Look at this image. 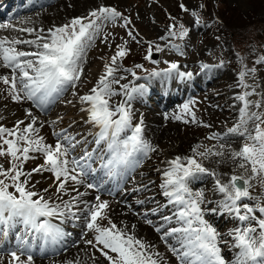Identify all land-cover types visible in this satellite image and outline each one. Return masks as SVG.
Wrapping results in <instances>:
<instances>
[{
	"label": "snow or ice",
	"instance_id": "snow-or-ice-1",
	"mask_svg": "<svg viewBox=\"0 0 264 264\" xmlns=\"http://www.w3.org/2000/svg\"><path fill=\"white\" fill-rule=\"evenodd\" d=\"M180 7L182 11L189 12L184 4ZM190 14L196 18L195 23L199 25V13L191 11ZM118 18L124 20L125 27L131 23L115 8L100 6L86 17H76L67 24L49 29L46 35L37 36L36 40L0 39V67L10 70L11 73L10 76L0 75V82L7 86L8 95L16 102L31 100L43 109L59 98L68 86L76 87L83 74L82 62L87 49L100 33L103 24L115 23ZM174 29L175 25L169 28V35L173 38L183 40L189 34L183 24L179 25L178 32ZM20 31L31 34L34 30ZM128 35L133 40L136 39L132 31H129ZM22 44L34 46L35 50H21L17 46ZM173 47L183 54L179 45ZM156 48L157 51L161 50L159 45ZM151 54L150 45L145 59H150ZM126 55V47L118 45L110 62L105 63V71L96 85L87 94L79 96V102L85 105L81 111L87 113L86 122L98 129L93 143L96 149L108 154L107 159L103 155L100 159L101 167L110 177L138 166L141 156L147 157L150 152L155 151L144 139L143 119L134 124V114L128 104L133 94L142 93L145 86L129 88L125 84L121 86L122 92L113 88V84L119 83L116 76L120 70L118 59H123ZM257 63H264V56L260 57ZM201 67L207 69L209 66ZM172 72H176L180 78L192 76L190 72H179L176 63H171L164 75H170ZM254 72V68L249 69L246 65L240 72V84L245 89L249 87L245 83V77ZM152 75L158 76L161 73ZM253 94L245 91L237 97L242 102L239 120L228 130L227 135L243 138L241 148L232 153V158L240 161L239 167L250 171L252 177H264V114L251 111L253 106L262 107L259 102L253 103L248 99ZM117 95H124L126 99L112 104V97ZM183 110L188 113L189 105L185 104ZM28 116L31 121L22 129L20 125L23 121H18L12 129L0 126V157H7L9 165L6 168L0 164V230L19 224L28 235L55 244L63 239L65 234L58 224L52 222L53 219H59L61 224L66 217L79 219L72 208L74 202L78 204V198L84 195L77 191V196L64 201L62 197L70 195L66 185L69 181L74 184L83 183L81 178L89 174L90 162L95 159L96 149H86L79 158L69 159L72 150L80 141L66 131H61L53 133L57 137L56 143L48 144L45 138L39 135L36 118L31 112ZM176 119L181 117L177 116ZM35 154L43 156V163L26 171L24 164L30 159H37ZM198 154L205 157L209 154L223 155L222 152H212L210 149ZM168 163L170 167L163 174L161 189L168 204L173 206V212L172 215L164 216L163 220L172 224L175 219L179 226L164 231L161 239L167 242V238L171 237L175 240V245L169 250L180 264H230L221 254V244L226 241L222 239L217 228L205 218L208 214L223 213L239 222L228 234L233 241L231 247L238 249L234 264H264V204L259 201L255 204L246 202L254 199L249 191V179L232 175L229 182L222 183L217 178L216 191L223 198L217 202L216 207H207L206 205L212 202L206 201L202 192H192L188 181L198 174L208 173V170L193 157H188L186 162L176 157ZM45 172L54 177L53 184L61 203H53L36 189V184L40 181L33 183V176H43ZM87 187L94 188L96 185L89 183ZM42 191L48 192L49 189L44 188ZM95 199L97 203L87 207L86 228L95 234V243L88 240V245L96 248L108 264H161L159 253L150 251L151 245L130 232L119 229L111 220L109 227L99 223L106 218L104 210L108 208V202L101 201L99 196ZM147 223L152 224V221L148 220ZM155 231L160 233L162 226L156 227ZM22 244H27V241L22 240ZM7 254L11 257L10 264H32L33 256L28 247L17 246ZM21 255H27V261H22Z\"/></svg>",
	"mask_w": 264,
	"mask_h": 264
},
{
	"label": "rangeland",
	"instance_id": "rangeland-1",
	"mask_svg": "<svg viewBox=\"0 0 264 264\" xmlns=\"http://www.w3.org/2000/svg\"><path fill=\"white\" fill-rule=\"evenodd\" d=\"M121 1L122 2H120L119 5H114L112 8H115L117 11H119L122 14V17H127L131 23L125 27L123 26L124 20L122 18H118L115 23L106 22L103 24L100 33L95 37V40L87 49L86 55L84 57L88 66V73L83 75V78L86 81L83 86L82 84L79 86L81 92L78 91V89L70 88L66 94V97L70 98L68 101H64V99H58L60 102L63 101L67 107L66 109L56 112V115L54 113L49 117L50 119H54V122H49L47 125L48 128L51 130V128L61 127L65 129L64 131H68L69 134L76 136V139L80 141L78 145H84L81 150L86 149L87 144L90 145L94 138L92 135L88 136V134L93 130V128L90 125H85L82 127L84 124V115L87 113L81 111V108L85 107V105H82L79 102V96L87 94V92L96 85V77L104 73V65L106 62H110V58L115 55L118 45H123L126 47L127 55L123 59H118L120 70L116 73V76L117 79H119V83L113 84V87L117 92L123 91L121 87L122 85H130V82L126 80L128 75L132 77L134 83L138 81L147 84L145 81L147 77L152 75V73L159 71L161 68H169L171 63H176L180 66L184 64V61L186 60L188 63L185 62V65L188 66V68L189 66H192L190 69H194L193 66L199 65V72H201L203 69L201 67L202 65H208V68L211 70H219L220 74L215 75L214 79L220 80V83L216 85H209V87H207L209 92L203 91L200 93L199 91L195 93L193 95L192 101L189 103L184 102V105H189L190 111L188 113H186L182 107L178 113H176L174 117L175 119L172 117L170 120L166 119V121H180L178 125L179 128H177V126V130H174L171 133L170 141L172 143L176 145L178 144V146L181 145L184 149H188V147L194 145L196 142L200 145L199 148H193L192 150H189L187 153H185L183 155L184 158L182 162H186L188 157H193L208 170V173H211L209 169L210 164L208 163H214L215 155L209 154L207 157H201L198 154L200 153V147L203 149V147L212 144L213 146H219L217 148H220L221 152L225 154L226 152L224 148H230L228 145L229 141H235L238 144L236 151H238L242 146L243 138L239 136L227 135L228 130L235 126L239 120L242 102L239 101L237 97L242 95L245 91L253 92L254 94L249 96L248 99L253 103L259 102L262 107L256 108L253 106L251 111L264 114V63H257V60L264 56V0ZM181 4H184L189 9V12L182 11L180 7ZM191 11H196L199 13V25L195 23L196 18L191 16ZM90 12L87 14L84 13V16H88ZM230 14L233 16L236 23L233 29L237 31H235L234 35L227 33V27L230 25V23L227 22V19L224 17L221 19L223 15L228 17ZM219 18L222 20V23ZM70 21V19H67L64 21L65 23L63 22L62 24H67ZM62 24L59 26H62ZM180 24H183L185 28L189 30L188 36L183 40L179 38H173L169 35V28L172 25H175L174 30L178 32L180 30ZM10 28L5 34H13L14 31L11 32L12 30ZM1 29L2 28L0 26V34L3 35L4 31L1 32ZM15 30L17 29L15 28ZM129 31H132L133 35L136 36L135 40L129 37ZM150 45L152 48L151 58L145 59L149 53ZM157 45H159L161 50L157 51ZM173 45H179L183 54L178 52L173 47ZM102 47L105 48L103 50L104 52L100 50ZM137 65H141L142 67H137ZM245 65L249 69H255L254 73H249L245 77V83L249 85L247 89L242 87L240 84V72L243 70ZM132 73H135V75L133 76ZM122 76L125 77L120 79ZM210 84H212V82ZM229 91L232 92L231 96L226 93ZM219 94H221L222 99H220ZM211 98H213V100ZM125 99L126 97H124V100ZM226 100H231L230 105L233 107V114L231 117L226 114L228 112L225 109L227 105H222V103H224ZM59 101L57 102L58 106H60ZM116 103H119V101H116ZM151 103L152 102H150V104ZM128 104L130 105L134 114V124L138 123L141 119L145 120V116L143 115L144 113L135 110V107L133 106V100H129ZM193 114L195 116L194 121ZM177 116L181 117V119H176ZM20 118L15 116L14 119L11 120V126L14 127L18 121H21ZM186 120L188 121L187 123H185ZM0 126L12 129L11 126L3 123H1ZM219 127L222 128L220 132L218 131ZM250 127H252V125H250ZM53 139L57 141V137L55 135H53ZM215 148L216 147H213L212 150H215ZM90 149H93V144L91 145ZM74 151L75 150H72L69 158L72 159L80 157V154L77 152L75 155ZM99 152L100 150L97 151V154ZM35 155L38 157L35 159V161L39 160L43 163V156L39 154ZM229 156H231V154H229ZM204 160H207V163H204ZM231 161L234 163V166L230 170V173L227 174L225 180L226 182L222 183L229 182L232 175L243 176L249 179V191L251 196L254 198L253 200L246 202L255 204L257 201H259L261 204H264V201L259 196H257L258 193L256 192V190L258 191L259 189L258 184L261 186L263 185L264 177H252L250 171H246L245 169L239 167V160H234L231 158ZM32 163L33 161L30 159L24 164V166H28V164ZM0 164H3L7 168L9 166L8 158L0 157ZM208 173L198 174V176L206 177V183L209 186V199L206 198L205 200L211 201V199L218 198H220L218 200H221L223 198L222 195L216 191V186L213 185L214 181L216 183L217 178L216 176H213L215 177V180H213L211 178L212 176H209L211 174ZM32 180L33 183L37 180L43 182L44 185H42L40 189L37 187L38 185H36V189L38 188L41 190L42 194L46 198H49L53 203L59 202L60 196L56 193V188L53 184L54 177H52L51 173L45 172L43 176L40 174H35ZM69 183H71V181H69ZM50 185L52 186L50 187ZM47 187L49 191L43 192L42 190ZM194 187L195 192H200L197 190L196 185ZM120 188L122 192H120L121 194H119V196H122L135 189L132 185H130V182H128L123 187L120 185L119 189ZM9 190L12 191V189ZM215 192H217L218 195H216ZM48 194L50 197H48ZM72 194L69 197L67 196L68 198L66 199L71 200L72 197L77 195V192H73ZM62 198H65V196ZM144 198L145 197H143V195L139 194L138 196L131 198L129 201H131L130 203H136L138 200H143ZM206 206L211 207L208 204ZM147 208L148 207L146 205H137L135 209H137V214L143 217V215H146L148 212H150ZM156 212L157 209H154V213ZM165 215L166 213L164 212L159 214V216ZM220 215V221L216 225H220L221 222L224 224L222 230L218 229L220 233L230 232L233 228H235L234 225L237 223L235 219L229 223H226L224 221L229 215L227 213ZM257 215L259 214L257 213ZM153 217L156 218L157 216ZM211 217H213V215L210 216L208 214L205 218L213 224V218ZM99 222L104 221L102 220ZM107 224V222L105 224L102 223V225L105 227ZM19 226L15 227V234L17 233V235H19L21 238H23V236L27 238L28 234L26 231H22L23 226ZM177 226L179 225H175L174 227ZM76 228L79 229L78 227ZM94 235L92 239H88L90 238V233L88 232L86 240H93L95 243ZM223 240L227 241L225 238H223ZM89 247L92 249L94 254L101 255V253L97 251V249L92 245H89ZM13 249L14 248H11L8 250V252H11ZM103 259L105 258L103 257ZM21 260L27 261V259ZM178 264H180V262Z\"/></svg>",
	"mask_w": 264,
	"mask_h": 264
},
{
	"label": "bare ground",
	"instance_id": "bare-ground-1",
	"mask_svg": "<svg viewBox=\"0 0 264 264\" xmlns=\"http://www.w3.org/2000/svg\"><path fill=\"white\" fill-rule=\"evenodd\" d=\"M24 1L25 0H1L0 12H8L6 9L9 6L12 5L13 7H18V5L20 3H23ZM120 2L122 1L29 0L26 6L23 8L25 9V12H19L15 15L8 17L9 25H5L7 27H3L1 29V32H4L3 35L0 34V39L6 38L8 40H36L37 36L46 35L49 29L59 26L67 19L72 20L76 17H82L91 10L93 11L97 9V7L99 6L114 7V5H119ZM14 27L17 30H15ZM9 28L12 30L11 32L14 31L13 34H5ZM20 29H33L34 31L29 34L27 31H20ZM17 47L25 51L35 50L34 46H29L27 44L18 45ZM104 49V47L100 48V50L102 51ZM185 62L187 61L185 60L184 64L180 66L178 65V71L184 73H192L191 78H180L176 72H172L170 75L167 76L164 75V73L169 68H161L159 71L155 72L161 73V75H150L149 77H147L145 79L147 84L138 81L134 83L132 77H130L129 75L126 77V80L130 82L129 88L139 85L145 86V90L142 93L133 94L131 100H133V106L135 107V110L144 113V139L154 147L155 151L150 152L147 157L141 156V163L138 166L123 170L121 172V178L119 176H105L106 174L102 172L104 169L97 168L96 171L90 170L86 178H81L83 180L82 184H71L72 182L69 183L67 185V188L70 195L73 192L77 191L80 193H84L82 197L78 198L79 203L76 204L74 202V206L72 208V211L76 213L79 219L66 217L62 224L60 223L59 219H53L52 222L58 224L65 234L63 239H61L55 244H53L51 241H45L42 238H38L35 236H30L24 239V241H27V244H25L26 246H29L32 243L36 242V245L33 249L34 255H32L33 264H107V261L103 259L102 255L94 254L92 249L86 243V241H88L86 240L87 233H90V238L88 239H92L94 235L92 231H89L86 228L87 207H90L91 205L97 203L95 199L97 196L100 197L101 201L108 202V208L104 210V215L106 216V218L103 219L104 222L99 223L105 224L107 222L108 224L106 227H109V220H111V222L115 223L119 229L124 230L126 232H130L135 237L151 245L152 247L150 248V251L159 253L161 264H178L180 262L177 260L176 256L169 250L170 247L175 245V240L171 237L167 238V242L161 239V236L163 234L161 233L162 231H166L167 229L177 225L175 223V219H173L172 224H167L163 220L164 216H159L161 212L166 213V215H172L173 212V206L168 204L167 198L162 194L161 184L163 183L164 172L170 167L168 162L175 159L176 157H180L183 160V155L185 153H187L189 150H192L193 148H199L200 145L196 142L194 145L188 147V149H184L181 145L178 146V144L176 145L172 143L170 141L171 133L174 130H177V128H179L178 125L180 121L175 120V122H172L166 121V119L170 120V118H174L176 113H178V111L183 107L184 102L189 103L190 101H192L193 95L195 93L199 91L200 93H202L203 91L209 92V90H207V87H209V85H216L220 83V80L214 79L215 75L220 74L219 70L215 71L207 68L202 69L201 72H199V65L193 66L194 69H190V67L192 66H189L188 68V66L185 65ZM82 68L83 74L77 86H68V88L59 96L58 99H64V101H68L70 98L66 97V94L68 93V90L70 88L78 89V91L81 92L79 86L80 84H82L83 86L86 81L83 78V75L88 73V66L86 64L85 58L82 62ZM0 75L10 76L11 73L10 70L0 67ZM99 77L100 75L96 77V82L98 81ZM122 77L124 78L125 76ZM211 82L212 84H210ZM226 93L229 94V96L232 95L231 91ZM221 94H219L220 99H222ZM124 97V95L113 96L111 103L115 104L116 101L121 102L122 100H124ZM211 99L213 100V98ZM150 102L152 103L150 104ZM54 103H56V99L49 103L47 108L44 107L42 109L31 100L23 99L20 102H16L11 98V96L8 95L7 86L0 82V124L3 123L8 126H11V120L14 119L15 116H17L18 118L21 117V121L24 122L20 125V128L22 129L26 124L30 123L31 117L28 116V113L31 112L32 116L35 117L37 120L36 127L39 129V135L43 136L45 138V142L51 145H54L56 143V141L53 139V133L61 132L65 129L59 127L51 128L50 130L47 125L49 122H54V119H50L49 117L52 116L54 113L56 115V112H58L59 110L66 109L67 107L63 101H59L60 106H54ZM230 104L231 100H226L224 101V103H222V105H227L225 109L228 112L226 114L231 117L233 114V107ZM50 106H54V108H49ZM83 120L84 124L82 125V127L85 125H91L86 122L87 114L84 115ZM221 130L222 128L219 127L218 131L220 132ZM93 131H98V129L93 127ZM66 132L69 134L68 131ZM228 145L230 146V148H224L226 152L225 154L220 156L215 155L214 163H208L210 164V172L215 174L209 175L212 176L211 178L213 180H215V177L213 176H216V178L220 179L221 182H226L225 180L227 174L230 173V170L234 166V163H232L231 158L232 153L236 151L238 144L235 141H229ZM213 147H216L215 150H212ZM217 147L219 146H213L212 144L203 147V149L202 147H200V153L206 152L209 149L212 152H221V149ZM99 153L103 155L105 159H107L108 154L106 152L102 153L100 151ZM229 154H231V156H229ZM32 161V164L24 166L26 171H30L31 168L33 169L37 165L42 164V161L40 162L39 160L35 161V159H32ZM206 161L207 160H204V163H207ZM93 177H99L103 181L104 185H108L111 181L114 180L113 187L118 186L119 184L123 187L128 182H130V185H132L135 189L127 192L122 196H119V194H121L120 192H122L121 188L117 191V193L115 192L114 194L110 191H107L105 188H89L87 187L89 183L95 185V180ZM36 185H38L37 187H39L40 189V187L44 185V183L40 182ZM195 185L197 190L203 193L204 198L209 199L208 197L210 190L208 189L209 186L206 183V177L197 175L189 179L188 187L192 192H195ZM213 185L216 186L215 181ZM258 187V191L256 190V192L258 193L257 196H259L264 201V182L262 186L258 184ZM39 189L37 188V190ZM139 194L143 195V197L145 198L143 200H138L136 203H130L131 201L129 200L138 196ZM215 194L218 195L217 192H215ZM70 195H68V197ZM48 197H50V195ZM68 197L65 196V198L62 199L64 201H68V199H66ZM218 199H211L212 203L208 205L211 206L213 204L211 207H216L217 202L220 201ZM57 203H61V198H59V202ZM137 205H146L148 207L147 209L150 212H148L146 215H143V217L139 216L137 214L138 212L136 211L137 209H135ZM154 209H157V212L155 214H153ZM209 215H213V217L211 218H213V225L217 228V230H222L224 226L222 222L220 225L216 226L220 221L221 215ZM153 216L157 217L155 218ZM148 220H151L152 224L147 223ZM233 220V217L228 216L224 222L229 223ZM238 223L239 222L237 221L234 226H238ZM15 225L16 224H13L10 228L0 230V264H10L11 259L6 253V247H10L12 241L15 244L12 245V248L16 249L17 246L20 245L21 237L15 234L14 232L12 235V230L14 229ZM158 226H162V231L160 233H157L155 231V228ZM76 227H78L79 229H77ZM228 234L229 232L221 233L222 239L225 238L227 240L226 243L221 244V254L225 257L227 261L230 262V264H234L235 253L238 251V249H234L231 247L233 241L232 237ZM13 236L15 237V240L9 239L13 238ZM20 259H27V256L21 255Z\"/></svg>",
	"mask_w": 264,
	"mask_h": 264
},
{
	"label": "trees",
	"instance_id": "trees-1",
	"mask_svg": "<svg viewBox=\"0 0 264 264\" xmlns=\"http://www.w3.org/2000/svg\"><path fill=\"white\" fill-rule=\"evenodd\" d=\"M225 13H226V12H225ZM223 17H224L225 19H227V22L230 23V25H228V27H227V30H228L227 33H229V34L231 33V35H234V34H235V31H237V30L233 29V28L235 27V25H236L233 16H231V14H230L228 17H226L225 15H223V16L221 17V19H222ZM219 19H220V18H219ZM221 19H220V21H221V23H222V20H221Z\"/></svg>",
	"mask_w": 264,
	"mask_h": 264
},
{
	"label": "water",
	"instance_id": "water-1",
	"mask_svg": "<svg viewBox=\"0 0 264 264\" xmlns=\"http://www.w3.org/2000/svg\"><path fill=\"white\" fill-rule=\"evenodd\" d=\"M241 186H243L242 181L240 182Z\"/></svg>",
	"mask_w": 264,
	"mask_h": 264
}]
</instances>
